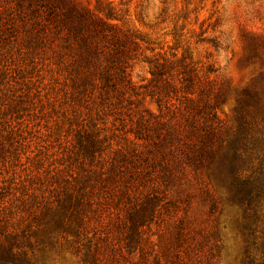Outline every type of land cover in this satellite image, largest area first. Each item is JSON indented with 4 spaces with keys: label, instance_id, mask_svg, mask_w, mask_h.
Wrapping results in <instances>:
<instances>
[{
    "label": "trees",
    "instance_id": "1",
    "mask_svg": "<svg viewBox=\"0 0 264 264\" xmlns=\"http://www.w3.org/2000/svg\"><path fill=\"white\" fill-rule=\"evenodd\" d=\"M125 50L115 25L65 3H0V62L24 63L17 66L21 67L44 60L54 66V87L60 89L66 104L64 113L52 119L42 111L40 95H10L0 103V264H46L59 250L77 256L82 264H110L112 259L122 258L121 241H126L127 247L145 242L138 236L139 227L152 217L151 198L160 189L152 183L150 169L159 171V167L168 182L182 175V164L196 172V179L202 168H217L209 133L197 136V144L182 146L181 142L175 150L170 148L174 141L170 137H157L150 155L149 149L138 151L136 143L127 148L118 145L113 133L107 136L102 130L90 129L93 91L97 90L98 101L104 102L117 96L119 87L128 85L122 62ZM188 79L184 88L194 94L188 87L190 75ZM187 101L191 105L192 99ZM211 110L209 106L204 109V125L217 122ZM94 114L101 116L98 107ZM64 120L67 125L60 135ZM51 125L57 127L48 130ZM42 128L56 142L51 153L42 151ZM31 140L36 147L30 148ZM239 164L234 153L226 170L232 179L227 186L245 215L249 249L255 247L257 229L264 224V211L256 206L264 191L249 187L238 172ZM202 194L207 198L212 195L208 189ZM185 224L186 220H179L170 242L159 236L155 244L143 247L131 264H187L181 255L185 250L178 247L197 232L187 233ZM259 247L261 259H250L249 264H264V245Z\"/></svg>",
    "mask_w": 264,
    "mask_h": 264
},
{
    "label": "rangeland",
    "instance_id": "2",
    "mask_svg": "<svg viewBox=\"0 0 264 264\" xmlns=\"http://www.w3.org/2000/svg\"><path fill=\"white\" fill-rule=\"evenodd\" d=\"M56 1L115 25L125 43L122 62L128 85L119 87L117 96L105 103L98 101V91H93L90 129L102 130L107 136L113 133L117 144L126 148L136 143L141 152H153L152 141L157 137H170L174 140L170 148L175 150L179 143L192 146L198 143L197 136L209 133V146L215 151L217 168H202L199 179L183 164L179 165L182 175L168 182L159 167V171L150 169V179L160 189L151 198L152 217L147 225L139 227L138 236L145 242L127 247L126 241H121L122 258L112 259L110 264L136 262L141 249L155 244L159 236L170 242L171 232L181 219L186 220L187 233L197 232L178 247L185 250L181 255L187 264L197 260L199 264L259 261L264 224L257 229L255 247L248 249L245 215L229 191L232 179L226 170L235 153L240 158L238 172L249 187L264 191V0ZM22 64L0 62V103L10 95H40L46 117L55 119L64 113L65 97L54 87L56 68L44 60H38L35 66L17 67ZM189 75L192 80L188 87L194 94L184 88ZM187 99H192L191 105ZM206 106L212 109L215 124L204 125ZM97 107L99 118L94 114ZM159 122L162 125H157ZM66 125L64 120L60 135ZM42 129V151L51 153L56 142L48 138L46 128ZM28 145L36 147L33 140ZM203 189L210 190V198L202 194ZM263 199L256 203L261 211ZM148 259L153 263L152 256ZM46 264L82 262L70 252L59 250Z\"/></svg>",
    "mask_w": 264,
    "mask_h": 264
}]
</instances>
